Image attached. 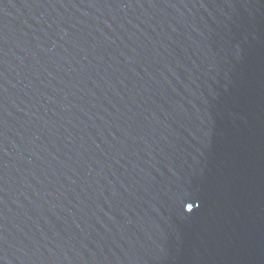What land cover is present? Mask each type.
<instances>
[{"label":"water","instance_id":"water-1","mask_svg":"<svg viewBox=\"0 0 264 264\" xmlns=\"http://www.w3.org/2000/svg\"><path fill=\"white\" fill-rule=\"evenodd\" d=\"M0 264H264V0H0Z\"/></svg>","mask_w":264,"mask_h":264}]
</instances>
